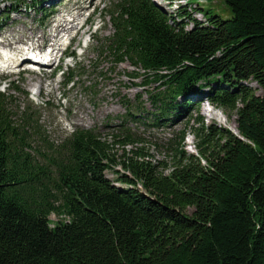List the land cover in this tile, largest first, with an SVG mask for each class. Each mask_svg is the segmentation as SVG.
<instances>
[{
	"label": "trees",
	"instance_id": "16d2710c",
	"mask_svg": "<svg viewBox=\"0 0 264 264\" xmlns=\"http://www.w3.org/2000/svg\"><path fill=\"white\" fill-rule=\"evenodd\" d=\"M225 1L227 19L199 8L207 23L183 8L169 16L153 0L117 1L113 34L96 51L155 86L154 110L127 105L112 141L77 126L55 145L34 107L15 120L13 97L0 91V264H264V0ZM75 71L56 73L68 87ZM204 99L236 111L238 132L198 115V153L180 149L185 130L175 134L168 173L143 147L118 161L112 142H136L128 117L176 123Z\"/></svg>",
	"mask_w": 264,
	"mask_h": 264
},
{
	"label": "rangeland",
	"instance_id": "374dc122",
	"mask_svg": "<svg viewBox=\"0 0 264 264\" xmlns=\"http://www.w3.org/2000/svg\"><path fill=\"white\" fill-rule=\"evenodd\" d=\"M117 1L42 0L41 6L48 8L46 12L41 11L32 0L27 1L28 4H20L16 7L17 9L12 5L11 0L1 1L0 40L7 37L11 42L24 41L23 44L18 43L15 46L26 49L29 55L33 52L32 48L28 50L32 41H35L36 45H45L43 46L45 50L52 43L58 47L53 63L45 67L44 71L24 70V63L19 64L17 69L0 63V91L9 93L13 97L14 119L18 120L20 110L25 106L34 107L38 112L42 132H45L55 145L60 144L77 126L96 128L104 138L112 141L113 135L120 136L123 118L129 113L127 105L134 108L140 103L148 110H154L149 94L155 85H143L140 78H133L130 74L135 68L129 62L116 64L112 56L100 58L96 51L99 50L100 42L113 34L109 13ZM153 1L169 16H176L178 10L183 8L192 16L207 23L206 17L199 10L202 8L209 9L212 14L220 15L224 19L232 17L231 8L225 0ZM64 18L72 21L65 28L68 29L69 35L74 36L71 47L67 51L71 53L77 50V60L60 59L67 43L66 32L60 39L54 41V36L57 35L56 26ZM188 27H191V23ZM58 66L66 70L70 67L76 70L77 83L65 87L66 77L56 73ZM79 67L83 70H78ZM2 77L8 79L3 81ZM10 82L13 84L10 85ZM248 84L256 93L262 94L263 91L257 82L251 81ZM40 85L41 88L43 87L42 95L38 94ZM15 87L17 89H14ZM206 101L204 99L200 102L199 111L192 110L176 123H162L159 127L145 124V121L150 124L149 118L152 119L145 113L143 118L128 117L126 126L136 142L134 145H129L127 149H124L117 141L112 142L115 145L113 150L118 161L123 159L124 152L129 156H135L133 150L143 147L148 158L157 164L161 171L168 173L175 162V150L170 145L172 139H175V134L185 130V139L180 149L189 153H198L196 138L192 133V130L198 126L195 121L198 115L203 117L206 125L216 123L238 132L236 111H230ZM117 169L125 172L122 165H119ZM107 176L115 185H122L117 181V173L107 171ZM59 219L58 215L54 213L51 215L53 225Z\"/></svg>",
	"mask_w": 264,
	"mask_h": 264
},
{
	"label": "bare ground",
	"instance_id": "6f19581e",
	"mask_svg": "<svg viewBox=\"0 0 264 264\" xmlns=\"http://www.w3.org/2000/svg\"><path fill=\"white\" fill-rule=\"evenodd\" d=\"M68 13H69V11H68ZM69 23H72V21H68L67 19L64 18L61 22H59L57 24L56 30L58 31L59 29H64L65 26L68 25ZM73 23H74V21H73ZM3 38H5L3 40L4 42H2V43L0 42V44L3 46L2 47L3 49L2 48L0 49V62L6 64L7 67H15L16 68V67H18L20 62H24V61H28L29 60V58L31 56L28 54V52L25 51L26 49H24L22 47H19V46H15V44H18V43H22L23 44L24 41H15V42L13 41V42H11V41H9V39L7 37H3ZM32 42L33 43L28 47L29 48L28 50H30L33 47H34V49L36 48V46H37L36 42L35 41H32ZM38 46L43 48V46H45V45L39 44ZM41 93H43V87L41 88V85H40L39 86V90H38V94L42 95Z\"/></svg>",
	"mask_w": 264,
	"mask_h": 264
}]
</instances>
